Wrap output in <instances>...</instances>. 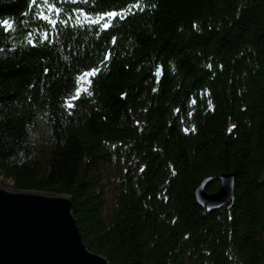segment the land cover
Instances as JSON below:
<instances>
[{
    "label": "trees",
    "instance_id": "16d2710c",
    "mask_svg": "<svg viewBox=\"0 0 264 264\" xmlns=\"http://www.w3.org/2000/svg\"><path fill=\"white\" fill-rule=\"evenodd\" d=\"M0 21V181L69 195L109 264H264V0H0ZM228 172L233 202L200 206Z\"/></svg>",
    "mask_w": 264,
    "mask_h": 264
},
{
    "label": "water",
    "instance_id": "95a60500",
    "mask_svg": "<svg viewBox=\"0 0 264 264\" xmlns=\"http://www.w3.org/2000/svg\"><path fill=\"white\" fill-rule=\"evenodd\" d=\"M213 178L204 176L194 187L196 202L207 210L234 200L235 173L218 175V189L208 192ZM0 264L109 263L83 243L69 195L19 190L0 182Z\"/></svg>",
    "mask_w": 264,
    "mask_h": 264
},
{
    "label": "snow or ice",
    "instance_id": "6c2138e0",
    "mask_svg": "<svg viewBox=\"0 0 264 264\" xmlns=\"http://www.w3.org/2000/svg\"><path fill=\"white\" fill-rule=\"evenodd\" d=\"M84 2H87V0H84ZM30 3L31 4L48 3V0H30ZM39 15H40V18H42V19H46V20L49 19L47 16H44L43 14H39ZM105 15L115 17L116 15H118V13H114V12L113 13H106ZM50 22L54 23V21H50ZM0 23H2L4 25H8V28L5 29L6 31L11 28V25L9 24L8 21H0ZM95 71H97V70H93L91 73H86L85 75L94 74ZM89 95H91V93H89Z\"/></svg>",
    "mask_w": 264,
    "mask_h": 264
},
{
    "label": "rangeland",
    "instance_id": "374dc122",
    "mask_svg": "<svg viewBox=\"0 0 264 264\" xmlns=\"http://www.w3.org/2000/svg\"><path fill=\"white\" fill-rule=\"evenodd\" d=\"M2 184H5V185H7V186H9V184H10V182H9V180L7 179V180H3V181H0Z\"/></svg>",
    "mask_w": 264,
    "mask_h": 264
}]
</instances>
